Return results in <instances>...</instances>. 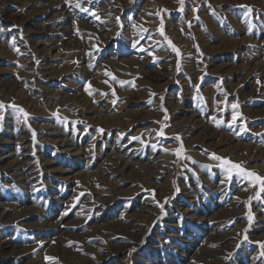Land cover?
<instances>
[{"label": "rangeland", "instance_id": "374dc122", "mask_svg": "<svg viewBox=\"0 0 264 264\" xmlns=\"http://www.w3.org/2000/svg\"><path fill=\"white\" fill-rule=\"evenodd\" d=\"M82 6L0 0V264H264V0Z\"/></svg>", "mask_w": 264, "mask_h": 264}, {"label": "snow or ice", "instance_id": "6c2138e0", "mask_svg": "<svg viewBox=\"0 0 264 264\" xmlns=\"http://www.w3.org/2000/svg\"><path fill=\"white\" fill-rule=\"evenodd\" d=\"M67 2L71 4L72 3V0H67ZM86 2L91 3L92 0H86ZM178 2L180 4V6H181L179 10L180 11H183L184 0H178ZM75 7L78 8V9H80V11H83V12H88L89 11L88 8H85V7L82 6V0H75ZM209 7H211V6L209 5ZM237 7L242 8V9H245L247 11V13H249V14L252 13V7L249 6V5H238ZM165 11H167V10H165ZM194 11H195V9H194ZM91 15L95 19H100V17L96 14L95 11H92L91 12ZM213 15H215V12L214 11H213ZM196 18L199 19L198 16ZM190 26H191V23L189 22V27ZM77 31H78V29H77ZM144 31H147V29H145ZM159 31H160V35L162 37H164V39L167 40L168 44L171 46L172 51L175 52L177 56H180L179 49L165 35V32L163 30V19H161V21H160V30ZM13 46H15V39L14 38H13ZM16 50L19 51V49H16ZM141 50H145V49H141ZM37 63H38V61H37ZM179 68H180V64L178 62L177 63V69H179ZM109 75H111V73H109ZM113 79H115V77H113ZM118 82L120 84H124L125 83L124 81H118ZM257 83H259V81H257ZM113 95H115V92H113ZM200 99H202V97H200ZM115 102L116 101H113V104H115ZM4 107H5V105L2 102H0V110L4 109ZM11 107L14 108L16 111H18L19 113H21L24 118H27L28 117V113L23 108H19V107H17L14 104L11 105ZM230 107L232 109V112H231V121L229 122V127H231L232 124H235L236 121H237V116L238 115H241V114H239L237 112V109L239 107L238 104L233 103V104H231ZM164 111H165V113L167 112L166 109H164ZM2 119H3V117L0 116V120H2ZM17 119H19V117ZM165 119H168L167 115H165ZM213 122L216 123L217 126H219L220 123H223V121H217L215 118H213ZM158 134L161 135V136H163L164 135L163 129H161ZM32 136H33V139H35V136H36L35 131L32 132ZM133 139H139V137H133ZM176 139L179 140L180 137L177 136ZM185 151L186 150L183 148V145H182V142H181V147L175 150V155L177 157H182L184 159L191 160V157L183 156V153ZM212 159L220 162V167L227 173V176H228L229 179H231V177L235 173L236 175L241 176L245 180H247L250 187H256V188H258L257 192L255 193V198L256 199H260L261 198L260 194L261 193H264V175H260V174L254 172V171L247 170V169H245L242 166V164L235 163L230 158L220 157V156H218V155H216L214 153L212 154ZM192 163H196V161H192ZM177 191H179V189H177ZM81 195H83V193H81ZM237 199H239V198H237ZM251 199L252 198L250 197L249 198V202L251 201ZM160 207H161V209H163V205H160ZM247 218H248L249 222L251 223V221L253 219L252 215L249 214ZM244 239L247 240V236L246 235H245ZM38 243H41L42 244V242H38ZM260 249H261L260 256L262 258H264V243H260ZM46 259L47 260H50V261H54L57 258L50 257L49 256V257H46Z\"/></svg>", "mask_w": 264, "mask_h": 264}, {"label": "bare ground", "instance_id": "6f19581e", "mask_svg": "<svg viewBox=\"0 0 264 264\" xmlns=\"http://www.w3.org/2000/svg\"><path fill=\"white\" fill-rule=\"evenodd\" d=\"M150 169V168H149Z\"/></svg>", "mask_w": 264, "mask_h": 264}]
</instances>
